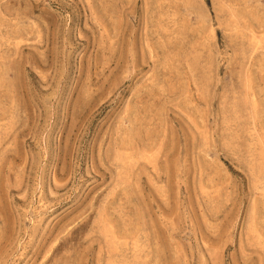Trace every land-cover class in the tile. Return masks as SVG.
<instances>
[{"label": "rangeland", "instance_id": "rangeland-1", "mask_svg": "<svg viewBox=\"0 0 264 264\" xmlns=\"http://www.w3.org/2000/svg\"><path fill=\"white\" fill-rule=\"evenodd\" d=\"M0 264H264V0H0Z\"/></svg>", "mask_w": 264, "mask_h": 264}]
</instances>
